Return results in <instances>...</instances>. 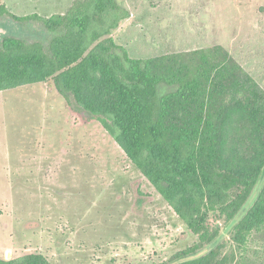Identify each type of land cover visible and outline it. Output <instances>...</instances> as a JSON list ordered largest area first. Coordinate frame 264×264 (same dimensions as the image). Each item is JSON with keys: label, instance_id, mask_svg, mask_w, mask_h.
I'll list each match as a JSON object with an SVG mask.
<instances>
[{"label": "rangeland", "instance_id": "rangeland-1", "mask_svg": "<svg viewBox=\"0 0 264 264\" xmlns=\"http://www.w3.org/2000/svg\"><path fill=\"white\" fill-rule=\"evenodd\" d=\"M73 1L0 3L17 15L56 17ZM117 1L131 17L113 37L131 57L221 45L264 90V0ZM8 35L46 46L51 39L41 24L6 15L0 43ZM263 183L264 173L232 222L210 213L208 224L220 230L216 242L177 258L198 237L95 115L61 94L54 80L0 91L1 258L41 253L52 264H178L221 245L228 264H264V227L246 248L232 240Z\"/></svg>", "mask_w": 264, "mask_h": 264}, {"label": "trees", "instance_id": "trees-1", "mask_svg": "<svg viewBox=\"0 0 264 264\" xmlns=\"http://www.w3.org/2000/svg\"><path fill=\"white\" fill-rule=\"evenodd\" d=\"M6 15L41 24L51 39L48 46L15 35L2 39L0 91L54 80L61 94L100 120L198 237L176 257L216 242L220 230L208 224L210 213L235 220L264 173V90L257 80L221 45L131 57L113 37L131 17L117 0H74L56 17L17 15L0 3V18ZM263 227L264 183L232 240L246 248ZM221 248L178 264H228ZM0 264L52 263L28 253L0 257Z\"/></svg>", "mask_w": 264, "mask_h": 264}]
</instances>
